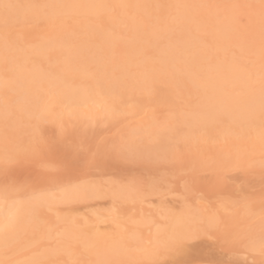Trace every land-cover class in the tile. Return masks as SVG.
Instances as JSON below:
<instances>
[{"label": "snow or ice", "instance_id": "6c2138e0", "mask_svg": "<svg viewBox=\"0 0 264 264\" xmlns=\"http://www.w3.org/2000/svg\"><path fill=\"white\" fill-rule=\"evenodd\" d=\"M0 264H264V0H0Z\"/></svg>", "mask_w": 264, "mask_h": 264}, {"label": "rangeland", "instance_id": "374dc122", "mask_svg": "<svg viewBox=\"0 0 264 264\" xmlns=\"http://www.w3.org/2000/svg\"><path fill=\"white\" fill-rule=\"evenodd\" d=\"M122 127V123H115L113 118L109 119V118H104L101 120H97L94 122V128L95 131L102 134V135H111V134H115L117 133L120 128ZM234 176V184L238 185L242 182V180L244 179V177L242 175H236L233 174ZM256 187H259V181H258V177L257 180L254 182ZM110 202L105 201V200H99L96 201L93 205V208L100 213L101 219L103 218L104 215L107 214V210L110 208ZM141 206L137 205L135 209L129 208V216L131 217V221H139L140 220V216L137 214L140 211ZM143 210L145 213L148 212V208L147 206H143ZM80 212H84V211H88V209L85 208H79ZM240 215H243V212L240 213ZM225 219H230L229 217L225 216ZM130 221V223H131ZM103 229L101 228V231ZM194 246L192 247V249L190 251H192L190 253V251L188 252L187 256H180V258H176L172 257V256H164L162 257V259H166V260H170V259H175L177 261H204L207 260L209 257V253L210 250L215 248L216 245L214 244V241L208 236V235H201L196 241L193 242ZM200 247V248H199ZM196 249V250H195ZM218 251V249H217ZM193 257H192V256ZM184 257V258H183ZM180 259V260H179ZM183 259V260H182Z\"/></svg>", "mask_w": 264, "mask_h": 264}, {"label": "bare ground", "instance_id": "6f19581e", "mask_svg": "<svg viewBox=\"0 0 264 264\" xmlns=\"http://www.w3.org/2000/svg\"><path fill=\"white\" fill-rule=\"evenodd\" d=\"M105 116V118H109V119H112V117L110 116V115H104ZM102 216V215H101ZM227 217V216H226ZM225 218V217H224ZM138 221V220H137ZM103 231V230H102ZM200 248V247H199ZM196 250V249H195ZM192 251H190V253H191ZM187 254L188 253H186V254H184V255H186L187 256ZM192 254V253H191ZM184 255H180V256H184ZM180 256H178V258H180ZM192 256V255H191ZM188 257V256H187ZM193 257V256H192ZM176 258H177V256H176ZM184 258V257H183ZM180 260V259H179ZM183 260V259H182Z\"/></svg>", "mask_w": 264, "mask_h": 264}]
</instances>
